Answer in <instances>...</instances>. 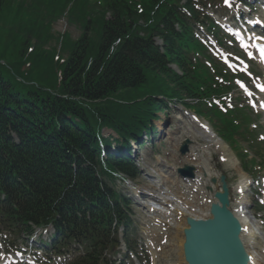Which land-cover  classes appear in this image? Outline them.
Instances as JSON below:
<instances>
[{
    "label": "trees",
    "instance_id": "1",
    "mask_svg": "<svg viewBox=\"0 0 264 264\" xmlns=\"http://www.w3.org/2000/svg\"><path fill=\"white\" fill-rule=\"evenodd\" d=\"M195 7L193 0H0V238L51 225L50 252L98 264L122 227L133 249L128 202L108 188L113 174L133 170L118 159L97 161L102 128L138 137L152 130L157 111L179 102L205 114L232 146L245 140L240 110L225 115L203 103L230 83L216 81L223 70L194 35L195 23L216 30ZM65 13L76 40L52 33Z\"/></svg>",
    "mask_w": 264,
    "mask_h": 264
},
{
    "label": "rangeland",
    "instance_id": "2",
    "mask_svg": "<svg viewBox=\"0 0 264 264\" xmlns=\"http://www.w3.org/2000/svg\"><path fill=\"white\" fill-rule=\"evenodd\" d=\"M231 5V9L227 11V13H223V11H219L214 8L212 10L215 11L212 13L218 21L222 22L224 20H229L230 15L235 10L241 9L248 13V9L243 8L237 0H233ZM252 6H256L252 8V16L259 17L260 14L258 4L252 3ZM52 32L55 33L56 36L58 33H69L73 39L79 36L78 30L73 26L67 25L64 19H60L53 24ZM216 46L217 45H215V47ZM218 49L224 51L228 57L233 60L235 57H239L247 63V67H242L240 74L241 79L239 82L245 84L248 90L254 92L255 84L264 82L256 62L250 58L249 54H245V52L240 50V48H237L231 39L225 37L222 41L221 47L217 48V50ZM214 51L215 49H212V52ZM231 96L233 98V102L230 106H243L248 109L250 129L253 132V139H255L258 143L257 151L255 149L250 150L246 143H241L239 145V150L247 153L249 158H255L259 167L257 166L255 168L252 176L242 171L240 162L236 158V152L231 151L228 145L219 140L216 134L211 130V125L203 119L196 117L200 123H204V125H207L208 128H210L214 134H211V136L215 137L213 139L209 138L207 131L198 128L197 123L187 120L182 113L183 111L181 107L177 104L171 105L170 109L164 113L157 114V120H154L155 122H153V126L158 131V138H155L154 143L152 144L153 146L151 144H147L145 146L146 149H137L136 155L134 156V158L138 160V166H140V169L141 167L144 168V172L140 173L138 179L126 182L130 184V186L122 184L118 187L121 189V192L128 197L132 196L133 221L135 223L138 238L140 239L139 241L142 242V245L146 250V257L145 255H142L144 260H140V262L135 261V264H184L181 255L183 228H176V225H181V227L185 226L182 214H179L180 217L173 213L172 217H163L161 214L148 213L147 210L149 207L151 205L153 206L156 202L146 198L141 199L137 197L138 191L142 194L146 193L148 195L151 194L157 196L158 192H161L163 189L159 188L160 186L158 181L162 182L161 185L165 184L163 183V181H165L168 186H163L168 187L169 193L171 192L170 196H175V198L177 197L178 199L176 200L178 201L181 199V202L187 201L184 200V197L176 188L180 183L179 178L175 173L177 168L183 165H193L194 167L196 166V169L200 172H203L204 168H206L212 177H215L216 174L224 177L230 191V210L235 211L237 207L239 208L238 203L240 195H237L236 189L241 181L242 175L252 182L245 189L246 194H243L244 202L247 204L251 200V196L254 194L260 197L258 188L263 183L262 179L264 178V118L256 109L250 107V102L245 99L244 94L239 88H236L232 92ZM102 133L104 136L110 134L109 131L104 130ZM186 139L191 141L188 146L189 155H191V157H180L179 149ZM209 167L214 170H218V172L210 170L211 168L209 169ZM151 171L154 173H151ZM199 185L198 191L195 194L192 193V195L197 196L199 200L196 201V199L191 201L200 204V208L202 209L200 214H193L196 217H201V215L204 214L205 208L207 209V203L214 201L212 195L213 192L220 190L219 182L216 186L212 187V193L207 190V187L210 186L208 181H200ZM181 188L182 187H179V189ZM134 189L137 190V192H135ZM189 195L191 196V194ZM158 198H161V196L158 195ZM163 199L166 200L168 198ZM252 201H254V199ZM247 212L249 214L248 216L252 220L251 227L254 230L255 236L252 238L251 235H247L248 237L246 236L247 238H245V243L249 247H251V243L252 245L256 244L254 247L258 250V245L264 241V214H258V211L255 210V208L253 210L247 209ZM257 214L260 217V219L258 218L259 220L256 216H254ZM252 215L255 219H252ZM171 218L174 220L172 221V224L174 225H169L170 227L166 226L168 229H165L164 220L170 221ZM156 223L158 224V228L156 227ZM249 238H252L253 241ZM2 249L3 247L0 246V254ZM120 249L121 253H123L124 248ZM119 257H121V255L117 257V260ZM1 261L2 260L0 259V263H2ZM60 264H69V261L65 257V260H60Z\"/></svg>",
    "mask_w": 264,
    "mask_h": 264
},
{
    "label": "water",
    "instance_id": "3",
    "mask_svg": "<svg viewBox=\"0 0 264 264\" xmlns=\"http://www.w3.org/2000/svg\"><path fill=\"white\" fill-rule=\"evenodd\" d=\"M186 152L183 146L180 153ZM179 175L192 178V168L178 170ZM214 182V181H212ZM220 206L210 207L211 219L193 220L188 218V228L183 231V257L186 264H247L239 240L240 226L230 212L226 210L224 195H215Z\"/></svg>",
    "mask_w": 264,
    "mask_h": 264
},
{
    "label": "bare ground",
    "instance_id": "4",
    "mask_svg": "<svg viewBox=\"0 0 264 264\" xmlns=\"http://www.w3.org/2000/svg\"><path fill=\"white\" fill-rule=\"evenodd\" d=\"M151 172L154 173L153 171H151ZM196 177L198 178V176H196ZM241 177H243V178H242V180L239 183V186H238L239 189L245 188L248 185L247 179L244 178V176H241ZM158 183H160L161 189L163 188L164 190L162 189L161 192H158V195H160L161 198L155 197V202H156V198H158V200L161 201L162 204L164 202L168 201V200H171V199H174V201H175L176 200L175 196H170L169 197V195H171L170 194L171 192L169 193L168 187L163 186V185H167L166 184L167 182L163 181V183H165V184H162V185H161V181H158ZM194 185H196V184H194ZM178 187H181V186L179 185ZM182 188H184V187L182 186ZM185 192L183 191V193H184L183 195L185 196L184 200L188 199L189 203H188V201L187 202L186 201L185 202L184 201L181 202L180 201L181 199H180L179 200L180 202H176L175 212L182 213L183 217L188 216V217L198 218V217L194 216L193 214H195V213H199L200 214L202 209L200 208V205L198 203L191 202L192 200H194V198L193 197L188 198L187 195L185 194ZM195 197L197 199L196 201H198L199 200L198 197L197 196H195ZM163 198H168V199L164 200ZM158 200H157V202H158ZM238 205H240V209L238 210L240 216H238V220L240 221V223L242 225V228L244 230H246V235H248V236L251 235L252 238H254L255 233H254V230L251 227L250 218L247 216V213H246V210H245V206L246 205L244 203L243 198H240ZM240 211H241V213H240ZM156 212H158L160 214H168L169 210L167 209V207L159 205L157 210H156ZM176 228L180 229V228H183V227H181V225H176ZM252 238H249V239L253 241ZM251 245H252V243L250 244V246ZM255 245L256 244L252 245L251 248L248 247V245L246 246L248 248L247 249V253L249 255L250 264H264V251H261V247H260L261 243H260V245H258V250L254 247Z\"/></svg>",
    "mask_w": 264,
    "mask_h": 264
},
{
    "label": "snow or ice",
    "instance_id": "5",
    "mask_svg": "<svg viewBox=\"0 0 264 264\" xmlns=\"http://www.w3.org/2000/svg\"><path fill=\"white\" fill-rule=\"evenodd\" d=\"M225 3L227 4V3H228V0H225ZM260 52H261L262 54H264V48H261V49H260ZM261 91H264V89H261ZM262 107H264V105H262Z\"/></svg>",
    "mask_w": 264,
    "mask_h": 264
}]
</instances>
